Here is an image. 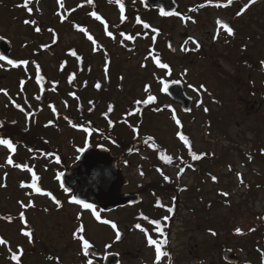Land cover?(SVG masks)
<instances>
[{
	"label": "rangeland",
	"instance_id": "obj_1",
	"mask_svg": "<svg viewBox=\"0 0 264 264\" xmlns=\"http://www.w3.org/2000/svg\"><path fill=\"white\" fill-rule=\"evenodd\" d=\"M86 2L63 0L64 7L61 8L57 0H32L30 7L33 11L29 14L24 8L17 7L23 0H0V36L11 43V53L16 59H32L42 66L47 77L48 98L45 105L37 99L41 93L34 79L32 64L26 68H12L0 62V90L7 92L5 95L0 91V116L6 122L17 123L16 128L27 126L33 132L34 124L31 120L27 123L25 113L37 112L35 124L39 128V136L60 153L62 161L57 163L54 156L29 151L22 144L11 155L14 163L27 164L40 177L43 192L51 193L57 186L59 174L75 161L78 149L84 146L86 135L69 128L63 118L68 113L77 115L75 108L78 102L66 92L73 91V88L64 77L60 81L57 79L60 78L58 59H62L66 50L74 46L84 58L90 57L92 68L90 76L87 75L90 78L87 87L84 86L85 70L75 82L74 89H79L76 95L80 97V103L87 106L86 100L94 98L97 104L95 111L98 112L106 109L107 101L113 107L111 132L112 137H116L115 144L108 140L107 119L101 117L96 119L101 132H94L92 141L108 146L114 155L122 154L119 163L123 182L120 192L139 193L143 201L139 206L103 213L98 210L101 220L113 221L117 230L125 232L124 238L117 242L115 230L109 224L96 220L90 209H83L70 200L65 204L64 199V208L56 209L47 195L22 188V181L31 183L32 172L7 164L9 150L0 146V185H4L0 186V237L9 242L8 245H0V264H15L9 258L8 247L16 251L17 245L24 249L22 264H45L47 258L61 256L66 264H79L80 256L71 262L68 260L80 253L79 242L73 239L72 233L81 223L85 226L86 238L94 247L101 252L110 249L118 252L120 264H155V246L147 244V236L156 239L166 235V253L173 257V264H230L222 257L226 249L238 256L239 264H260L264 240L252 238L249 229L259 223L258 216L264 215V154L259 151L264 148V69L260 64L264 60V0H256L240 17L235 13L247 0H233L228 7L215 6L227 3V0H176L181 15L163 18L154 8H148L139 0H121L125 5L123 22L115 0H94L91 8ZM201 4L205 6L199 7ZM92 11H96L101 20L92 17L89 14ZM61 15L66 19L61 21ZM138 17L142 23H137ZM26 19L35 20L36 24H25ZM218 19L232 23L235 34L228 35L217 25ZM105 23L115 39L107 35ZM144 23L150 27L144 28ZM36 27L41 31L36 32ZM114 27H122L123 33L136 38L122 44L123 37L115 33ZM81 28L87 29L88 35L99 45L98 50H93L92 41L80 31ZM152 28L158 32H152ZM189 37L199 44L198 48ZM167 42L173 44L174 52L166 47ZM42 45L48 47L43 48ZM182 46L188 51H182ZM150 51L163 56L170 74L155 68ZM70 64L75 69V65ZM20 80H25L23 89ZM161 81L166 84L182 82L186 94L193 99L192 110L188 114L173 104L180 126L175 125L170 110L158 113L149 110L136 115L130 121L132 130L127 124L118 122L126 116V107L132 108L135 100L147 97L145 85H149V93L156 97V101L167 104L170 100L161 92V85H164ZM53 82H56L54 91ZM97 82L101 85L99 89L95 87ZM189 84L196 89L203 84L207 91H194L188 87ZM65 101L68 107H65ZM197 101L201 103L198 105ZM14 104H20L25 112ZM49 105H53L57 113ZM50 120L53 123L48 125ZM133 128L138 130V134ZM177 132L189 137L196 153L206 151L210 156L199 162L202 173L188 170L177 178L179 166L161 169L170 177L166 183L175 191L179 190L178 197L166 191L165 180L155 165L158 161L150 163V151L137 145L141 136L149 134L176 159L187 154ZM248 151L253 154L252 162H248L246 157ZM173 162L178 163V160ZM237 172L241 177H237ZM213 176L216 181H213ZM222 192H227L228 196L221 195ZM173 198L177 201L174 218L166 209L157 206V200L164 202L161 207L170 206ZM19 201H32L34 206L21 209ZM21 211H24L27 226L33 233V243H29L20 231L24 227L19 218ZM78 213L80 220L76 218ZM8 216L12 217L11 222L4 219ZM166 216L169 218L165 220ZM153 220H159L163 226L160 236L155 232L156 225L151 223ZM136 224L141 225L147 236L145 231L134 227ZM236 228H240L243 234H237ZM208 229H211L210 233L206 231ZM260 229L264 234V225ZM212 232L217 234L212 235ZM105 244H112V247L105 249ZM45 255L49 257L44 258Z\"/></svg>",
	"mask_w": 264,
	"mask_h": 264
},
{
	"label": "snow or ice",
	"instance_id": "obj_2",
	"mask_svg": "<svg viewBox=\"0 0 264 264\" xmlns=\"http://www.w3.org/2000/svg\"><path fill=\"white\" fill-rule=\"evenodd\" d=\"M110 2H111V0H110ZM255 2H256V0H247V3H244L242 5V7H240V9L235 13V15L237 17L242 16ZM31 3H32V0H23V3L22 4H18L17 7H22L29 14H31L32 11H33L32 7H30ZM57 3H58V5L61 8L64 7L63 0H57ZM87 3L89 5H91V4H93V0H87ZM115 3L119 6L120 20H121V22H123L125 20V18H126L125 15H124L125 5L121 2V0H115ZM232 3H233V0H227V3H217L215 6L216 7H228ZM80 6L81 5H78L77 7H80ZM204 6H205L204 4L199 5V7H201V8H203ZM73 11H75V9H73ZM89 14L92 17H94L96 20H98V21L101 20L100 15H98L96 11H92ZM160 14L163 15V16H169V15L180 16L181 15L179 12H174V13L173 12H165L163 10H161ZM60 19H61V21H63V20L66 19V17L61 15ZM182 19L188 20V19H191V17H182ZM192 22L194 23L195 21L193 20ZM24 23L25 24L35 25L36 21L35 20L26 19V20H24ZM137 23H142V21H140L139 17L137 18ZM217 24L219 26H221L227 32L228 35L231 36V35L235 34L234 30L229 26L228 23L218 19L217 20ZM143 27L144 28H149L150 26H149V24L144 23ZM35 31L36 32H40L41 29L39 27H36ZM49 31L52 32L53 30L49 29ZM80 31L84 32L85 30L83 28H81ZM105 31H106V33H107V35L109 37H112L113 39H115V36L113 35V33L111 31H108V25L106 23H105ZM152 32L156 33V32H158V29L152 28ZM218 34L219 33H217V35ZM137 35H139V34H137ZM120 36L123 37V39L121 41L122 44H123V42L125 40H134L136 38L135 36H132V35H126L123 32L120 33ZM87 38L90 41H92V43L94 45L93 50L94 51L98 50L99 49V45L96 43V41L93 39V37L91 35H88ZM4 39H5L4 36H0V40H4ZM152 39H153V41H155L156 37L153 36ZM188 39L192 40V42L196 44L197 48L199 47V44L196 41H194L192 37H189ZM55 42L56 41H55V38H54L53 39V43H55ZM187 42L188 41H185V43H187ZM41 47L47 48L48 45H42ZM169 47H171V45H169ZM181 50L182 51H188V49L184 48L183 46H182ZM69 54L71 56H73V57H77V53L74 50H71ZM149 56H151V58L155 61V64L158 67H160L162 69H166V68L169 67L167 64L161 63L160 58L157 55H154L153 52L150 51L149 52ZM77 59H79V57H77ZM145 59H148V57H145ZM0 60H6L7 64H9V65H11L13 67H18L20 65H27L29 63L28 60L10 59V58L5 57V56H0ZM260 64H261L262 67H264V60L260 61ZM63 66L64 65L62 64L61 68H63ZM144 66L145 65H141V67H144ZM36 67H37V73H36L37 82L42 85L43 84V77L40 75L39 65H37ZM107 71H108V61H107V58H106V62H105V74L106 75H107ZM74 79H75L74 75H69L68 76L69 83H71ZM121 79H122V77H121ZM172 82L173 83H179V81H172ZM24 83H25V81H23V80L20 81L22 89H23ZM55 83L56 82H53V91L55 90ZM161 83H164V82L161 81ZM95 87L97 89H99L101 87L100 83L97 82ZM188 87L189 88H193L194 91H199L201 89H203L204 91H207V89L205 88V86L203 84H201L199 86V89L194 88L193 85H191V84H189ZM161 90L162 91H167V84L166 83H164V87ZM0 91H4V94L7 95V92L5 90H0ZM42 91H43V88H42ZM144 91L146 93L149 92V86L148 85L144 86ZM69 95L70 96H75V93H69ZM39 98L40 97L38 96L37 99H39ZM155 100H156V97L154 95H148L146 99H137V100H135L134 104L135 105H141V104L149 105V104H152L153 102H155ZM89 103H92V102L89 101ZM200 103H201L200 101H197L198 105ZM64 104H65V107H68V104H67L66 101L64 102ZM14 106L16 108H18L21 112H25V109L22 108L20 104H14ZM49 107L52 109V111L54 113L56 112V108L53 105H49ZM112 110H113L112 105H109L108 106V112H111ZM159 110L160 109H157V111H159ZM134 111L139 112L140 109L137 107V108L134 109ZM185 111H190V109H185ZM204 111L207 112L208 109L205 108ZM132 114H133V112H129L128 113V115H132ZM25 115H26V117L31 118L33 116V113L32 112H26ZM104 115L107 116V113H105ZM65 119L68 120V117H65ZM172 119L175 121V123L177 125H181V121L177 118L175 112H173V114H172ZM68 122L70 124L72 123L70 120ZM52 123L53 122L51 120L48 121V125H50ZM112 123H113L112 120L109 119L108 120L109 126H112ZM125 123H127V121H125ZM48 125H45V126L47 127ZM72 126L75 127L76 125L73 124ZM85 131H88V129H85ZM133 131L138 134V130L136 128H133ZM176 135L179 137V140L183 142V145L187 148L188 155L191 157V159L193 161L200 160L204 156L208 155L207 153H199V154H197L195 151H193L189 137L184 135L182 132H177ZM150 141H153V137L148 136L144 140V143L145 144H149ZM0 146H4L5 148H7L9 150L10 154L7 157V160H6L7 164L13 165L14 167L22 169V170H27L29 172H32V169L27 164L14 163L11 153H15L16 144L13 143V140L11 138H5L3 136H0ZM149 146L153 147V148H156V145L154 143L153 144H149ZM29 151H32V149H29ZM79 151L83 152L84 149L81 148V149H79ZM259 151H260L261 154H264V148H261ZM45 155H51V153H45ZM159 156H160V159L162 161H164L166 164H172L173 163V157L171 155H166L165 151L160 150L159 151ZM248 158L251 159L252 157L249 156ZM56 159H57V163H59V157H57ZM181 163H183L182 159H181ZM187 167L188 168H192L193 165L192 164H187ZM229 168L231 170V166H229ZM157 171L161 172V175L163 176V179L165 181H169L170 180V177L165 175L160 169H157ZM184 171H185V168L184 167H180L179 171L176 173L177 178H179ZM141 174H143V173H141ZM236 175H237L238 178L241 177V173H239V172H237ZM38 179H39V177L35 174V172H32L31 183L25 184L22 181L20 186L22 188L27 187V188L33 189L36 193H41L43 195L51 196L53 201L56 203L57 207H60L61 206V202L59 200H57L54 196H52V194L50 192H42L41 188L37 186ZM212 179H213V181H216L217 178L213 176ZM240 182H241V184L244 183L242 178L240 179ZM0 186H4V185H0ZM64 190L66 192L69 191L67 188H65ZM221 195L227 197L228 193L227 192H222ZM173 199H175V198H173ZM70 202L81 206L83 209L92 210V214L96 218V220L101 221L104 224H109L113 229H117V225L113 221H110V220H107V219L101 220L100 214L96 211V206L93 203H89V202H86L83 199H79L75 195H72L70 197ZM18 203L20 204L21 209H26V208L34 206L32 201H28V203H24L23 201H19ZM157 206H162L159 200H157ZM167 210H168V212L171 213L173 211V208L169 207ZM19 218H20L22 224L24 225V227H22L21 230H20L22 235H24L25 237L28 238L29 243H33V238H32L33 237V233L31 231V229L28 228V226H27V220L25 219L24 211H21L19 213ZM76 218H77V220H80L81 219V215L78 213ZM168 218L169 217H167V216L164 217L165 220L168 219ZM4 219H7L9 222L12 221V217L11 216L4 217ZM144 219H148V218L144 217ZM151 223L156 225V231L157 232H161L160 221L159 220H153V221H151ZM134 227L137 228V229H141V231H145L144 229L141 228L140 224H136V225H134ZM209 231H211V230H209ZM249 231H254V229H249ZM235 232L237 234H241V235L243 234L242 230L240 228H236ZM161 234H163V233H161ZM215 234H216L215 232H212V235H215ZM145 235L147 236V232L146 231H145ZM72 236H73V239L78 241L79 244H80V253L79 254L84 258L83 264H95V262H94V260L92 258V257H94L96 255V253L94 251H92V249L94 248V245L90 242L89 239L86 238L85 226L83 225V223L79 224V226H77L75 228V230L72 233ZM120 239H121V233L117 230L116 234H115V240L119 241ZM8 243L9 242L7 240H5L3 237H0V245H8ZM166 243H167L166 239H164V240H154L151 236H147V244L149 246H155V260L156 261H159L162 256H167L168 255V253L161 251L162 245H164ZM111 247H112V244H105L104 245L105 249H110ZM8 251L10 253V257L9 258H10L11 261H14L15 264H22L21 258L24 255V249L21 246L17 245V250L16 251H13L12 248L9 246L8 247ZM260 256H261L260 264H264V250L260 251ZM49 259H51V257H49Z\"/></svg>",
	"mask_w": 264,
	"mask_h": 264
},
{
	"label": "trees",
	"instance_id": "obj_3",
	"mask_svg": "<svg viewBox=\"0 0 264 264\" xmlns=\"http://www.w3.org/2000/svg\"><path fill=\"white\" fill-rule=\"evenodd\" d=\"M93 3H94V1H93ZM86 4L90 8H91V6H93L92 4L89 5L87 2H86ZM75 27H77V26H75ZM114 29H115V33L116 34L120 35V33L123 32L122 27H114ZM145 31H147V30H145ZM71 50L76 51L77 57H79V59H77V57H73V56H71L69 54ZM241 55H242V58H244L243 54H241ZM158 57L160 58L161 63H164V64L168 65V63L163 60V56L158 55ZM250 59L251 58H249V61L251 62ZM249 61H248V63L250 64ZM70 62H72L75 65V69L73 68V65L70 64ZM62 64L64 65L63 68H61ZM155 68L158 69V70H165V71L169 72V67L166 68V69H162V68L158 67L155 64ZM84 70L86 71V78H85V82L86 83L84 82V86L87 87L88 86L87 85V81L90 79L89 76H90V74L92 72V68H91V64H90V57L84 58L83 57V53H81L80 51L76 50L74 48V46H71L70 49L66 50V55L62 59H58L57 73H58L60 78H57V79L60 81V79L62 77H64V79H65V81H67L68 85L73 88V91H71V92H68L66 90L65 91L67 92L68 95H69V93H75V96H70V95L69 96L71 98H73L75 100V102L76 101L78 102V105L75 108V110H76L75 112H77V115L76 116H72L71 114L68 113L67 115L63 116V118H64L66 124L69 126V128H72V129H75V130H79V131L85 133L88 138H91L92 133H94V132L98 133V131H99L98 127H97V122H96L97 117L106 118L107 119V123H108L109 119L112 120V122L114 120L112 119V117H113L112 116V111L108 112V106L111 105L110 101H107L106 109L101 111V112L95 111L96 108H97V104H96V102L93 101L94 98L86 100V101H88L87 106H85L84 104L82 105V103H80V97L78 95H76L78 93L77 91H79V89L77 91H75L74 88H76L75 82L77 81V77ZM39 71H40V75L43 77V80L44 81L47 80V77H46L44 71L43 70H39ZM36 73H37V70H36ZM169 74H170V72H169ZM69 75H74L75 76V79L71 83H69V81H68V76ZM87 75H89V76H87ZM34 79L37 80L36 74L34 76ZM37 84H38V88H39L40 93H41L40 98L38 100L42 104L45 105L46 103H48V98L46 96L47 85H46V83H43L42 85L40 83H37ZM162 84H164V83H162ZM57 85H58V83H57ZM161 86H163V85H161ZM42 88H43V91H42ZM147 94L150 95L149 92ZM58 95H60V93H58ZM146 98L147 97H145L144 99H146ZM89 101H91L92 103H89ZM137 107L140 109L139 112L134 111V109L137 108ZM157 109H160L159 111L170 110L171 114H173V112H174L173 103L172 102L169 101L166 104V103H161V102L155 100V102H153L152 104H149V105L141 104V105H134L132 108H127L126 107V110H125L126 111V116L123 117L124 119L123 118L119 119L118 122L127 124L128 128L132 130L130 121L132 120L133 117H135L136 115H140L143 112H148L149 110L152 111V113L153 112H157L158 113ZM129 112H133V114L132 115H128ZM32 113H33V116L31 118L27 117V121H28L27 123H29L30 120L33 122V124H34V126H33L34 131L33 132L27 126H25L24 128H16L15 125L17 123H9V121L6 122V120L3 117L0 116V136H3L5 138H11L13 140V143L16 144V147L18 145L22 144L28 150L32 149V151H38L43 156H51L52 155L55 158L59 157V161H62V157H61L60 153L58 151H55L54 149H52V147L50 148L49 147V146H51L50 143H48L47 140L42 139L39 136V128L35 124V120H36L35 115H36L37 112L32 111ZM105 113H107V116L104 115ZM95 114H97L96 117H95ZM65 117H68V120H66ZM69 120L72 122L71 124L68 122ZM219 120L222 121L221 119H218V121ZM125 121H127L128 123H125ZM209 121H211V120H209ZM138 123H139V125L142 126L141 120L140 121L138 120ZM73 124H75L76 126L73 127L72 126ZM108 126H109V124H108ZM209 126H211V122H209ZM85 129H88V131H85ZM111 130H112V126H109V135L110 136H108V138L116 140V137H112ZM13 135L15 136V138H14ZM148 136H151V135L145 134V135L141 136L139 138L140 141L138 142V144L137 143L136 144L140 145L142 149H144L146 151H150L151 154H150L148 160H149L150 163H153V162L155 163V161H158V163L155 164L158 167V169H162L163 167H170V166L174 165L175 167L179 166V169H180V167H184L185 171L188 170V169H192V171H195V172H198V173H202V170L200 168L199 162L201 160H203L204 158H210V156L206 155L203 158H201L200 160L193 161L191 159V157L188 155V151H187L186 152L187 154L185 156H179L176 159H173V160H178V163L173 162L172 164H166L164 161H162L160 159L159 151L163 150V151H165L166 155H170V154L166 152V150L159 144V142L156 139H154L153 136H151V137H153V141H150L149 144H153L154 143L156 145V148L150 147L149 144H145L144 140ZM45 153H51V155H45ZM199 153H207V152L203 151V152H199ZM199 153H197V154H199ZM246 155H247L246 156L247 158L249 156L252 157L251 159H248V162L254 161V157L252 156L253 154L250 155L249 151H248L246 153ZM181 159H182L183 163H181ZM187 164H192L193 167L192 168H188ZM205 174H207V171L205 172ZM166 182L167 181H165V187L167 188L166 191L173 192L175 194V196L178 197L179 190L175 191L174 187L172 188L171 185L167 184L168 182L167 183ZM156 197L158 198V196H156ZM198 198L200 199V197H198ZM176 202H177L176 199H173V204L169 206V207L173 208V211L171 213L169 212L170 215L173 218L177 214V203ZM209 203H211V202H209ZM207 206H209V204H207ZM159 207H161V206H159ZM160 229H161V232H157L156 228H155V232H157L158 234H161L162 233V227H160ZM209 230H211V229H208L206 231L209 232ZM166 237H167V235L165 237H162V238H156V240H164ZM167 244H168V240H167L166 244L162 245V248H161L162 252H166ZM169 258H170V256H169Z\"/></svg>",
	"mask_w": 264,
	"mask_h": 264
},
{
	"label": "water",
	"instance_id": "obj_4",
	"mask_svg": "<svg viewBox=\"0 0 264 264\" xmlns=\"http://www.w3.org/2000/svg\"><path fill=\"white\" fill-rule=\"evenodd\" d=\"M142 1L148 6H157L160 13L161 10L174 13L177 9L175 0ZM228 24L231 27L230 23ZM167 47L171 52H174V46L171 42L167 43ZM0 56L13 59L10 56V43L6 39L0 40ZM1 61L6 62V60ZM164 93L172 102L180 105L183 113L191 111L192 98L187 96L181 82L167 85V91H164ZM185 109H190V111H185ZM83 149L84 151L77 157L76 162L67 171L63 172L59 178L60 186L69 190L67 193L74 191L77 198L89 203L99 204L104 211L141 201L140 195L137 193L119 194L117 192L121 183V175L116 166L117 158L112 156L106 147L98 146L96 150H93L91 146H86ZM123 237L124 233H121V239ZM92 251L96 253L95 256H102L96 249L93 248ZM223 256L228 262H238V258L230 251H225ZM94 262L98 264L96 261ZM103 264H119L118 255L107 254L104 257Z\"/></svg>",
	"mask_w": 264,
	"mask_h": 264
},
{
	"label": "flooded vegetation",
	"instance_id": "obj_5",
	"mask_svg": "<svg viewBox=\"0 0 264 264\" xmlns=\"http://www.w3.org/2000/svg\"><path fill=\"white\" fill-rule=\"evenodd\" d=\"M94 1V0H93ZM231 25H232V23H231ZM11 56L12 57H14L13 55H12V53H11ZM18 60H20V59H18ZM29 61H30V64H31V61H34V60H32V59H28ZM38 63V62H37ZM38 65H39V67H40V69H42V66L38 63ZM25 65H21V66H18V67H24ZM45 82L47 83V80H45ZM98 145H103V144H96L95 145V147L96 146H98ZM104 146H106V145H104ZM110 151H112L108 146H106ZM111 154L114 156V157H116L117 158V165L119 166V163L121 162V159L123 158L122 157V154H119V155H114L112 152H111ZM126 162V161H125ZM127 163V162H126ZM123 183V182H122ZM122 183L120 184V186L118 187V191L120 192V189H121V186H122ZM42 190V189H41ZM42 192H43V190H42ZM50 192V191H49ZM120 193H123V192H120ZM38 194V193H37ZM41 194V193H40ZM51 194H52V196H54L57 200H59L61 203H62V205H63V201H62V199H64V201H65V204H67V200H70V197L72 196V193L71 194H66V192L64 191V190H62L59 186H58V184H57V186L54 188V190L51 192ZM48 198H49V202H51L52 204H53V206L52 207H55L56 209H58V208H64L62 205L60 206V207H57V205H56V203L53 201V199H52V197L51 196H48ZM55 205V206H54ZM259 218V220H258V222L259 223H255L254 224V227L252 228V229H254V231H251V234L253 235L252 236V238H255V237H257L259 240H264V234L262 233V230L260 229L261 228V226L262 225H264V215L263 216H258ZM117 231V230H116ZM254 234L256 235V236H254ZM80 245V244H79ZM106 253H117L118 255H119V258H120V254L118 253V252H115V251H112L111 249H110V251H108V252H103V254H106ZM61 255V254H60ZM82 258V260L79 262V264H83V260H84V258L79 254V255H75V256H72V258H69V262H71V259H78V258H80V257ZM47 257H49L48 255H45L44 256V258H47ZM62 257V256H61ZM61 257H51V259H46V260H44V262H45V264H64L65 263V261H62L63 260V258L64 257H62V260L60 259ZM93 259H95L96 260V262L98 263V264H102L103 262H104V258L103 257H92ZM66 264V263H65ZM239 264V263H238Z\"/></svg>",
	"mask_w": 264,
	"mask_h": 264
}]
</instances>
